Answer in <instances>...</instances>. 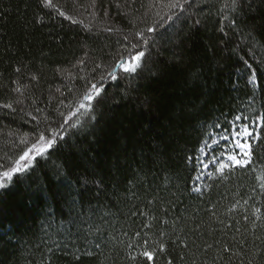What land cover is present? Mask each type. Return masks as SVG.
I'll return each instance as SVG.
<instances>
[{
    "label": "trees",
    "instance_id": "16d2710c",
    "mask_svg": "<svg viewBox=\"0 0 264 264\" xmlns=\"http://www.w3.org/2000/svg\"><path fill=\"white\" fill-rule=\"evenodd\" d=\"M53 3L64 16L0 0V158L62 123L133 43L143 68L105 79L100 103L0 190V264H264V140L224 175L187 160L210 126L264 113V0H191L155 33L158 0Z\"/></svg>",
    "mask_w": 264,
    "mask_h": 264
},
{
    "label": "snow or ice",
    "instance_id": "6c2138e0",
    "mask_svg": "<svg viewBox=\"0 0 264 264\" xmlns=\"http://www.w3.org/2000/svg\"><path fill=\"white\" fill-rule=\"evenodd\" d=\"M40 2L47 8L57 9L60 16H64V12L59 11L57 5L53 3V0H40ZM158 3L163 4L168 9L166 16H161V21L157 26L149 27L148 32L155 33L157 27H164L167 21H174L184 19L179 13L187 12L188 8L192 6L191 0H158ZM233 10L238 4V0H231ZM187 6V7H186ZM225 7H228V3H225ZM175 10V11H174ZM159 15V13H157ZM224 19H228L227 16ZM198 24L199 21H196ZM234 21H229V24H233ZM167 31V29H165ZM221 31H224L222 28ZM138 36H142V33H137ZM163 35V33L161 34ZM127 39V37H125ZM148 40L144 39L143 43L148 44ZM139 46L135 43L131 44L127 49L126 56H120L118 61L107 71L106 76L101 75L100 79L96 83H91L90 87L84 92L82 99L78 101L76 110L70 112L68 116L59 123L57 127L44 129L43 131H36L33 141L29 142L27 138L21 139L20 143L24 145L20 153L15 158L5 157L0 158V190L9 188L14 183V177L19 178L21 174L27 173L34 165V161L38 157L44 158L49 151L56 145L58 140L64 139V133L67 131L65 125L69 128H76L79 125V117L86 115L93 110V101L96 104L100 103L103 99L102 93L105 92L103 81L110 79L117 81L125 79L123 74L137 73L138 69L143 68V58L145 57L144 51H137ZM247 64V62H246ZM248 68H251L250 64H247ZM119 70V75H118ZM248 82L255 86L256 73L252 72L249 76ZM3 107L11 108V104H5ZM60 115H64L61 113ZM76 117L75 120H72ZM95 118L94 116L92 117ZM35 119V118H34ZM69 121H72L69 123ZM213 129H219V131L207 132L206 139L203 141L202 146L198 149L200 155L188 156L187 160L195 166L201 167V169H209L210 165L214 171H209V176L215 174L224 175L226 170L232 171L237 167L245 168L252 163L253 159V146L254 144L264 140V113L249 117L247 115L237 114L231 120L225 117L224 123L217 122L210 126ZM203 157V158H202ZM198 181L200 176H196ZM261 180L260 188L264 190V176L258 177ZM193 191L199 192V187L193 189ZM254 215L256 219H260V209L256 208ZM247 219V217H245ZM139 235V233H137ZM99 247V244L96 245ZM211 247V245H209ZM228 251L227 248L224 249ZM159 251H164L163 245L160 246ZM91 254V253H89ZM141 255L149 262H154L155 253L152 251H143ZM135 259V257H133ZM171 264V261H169Z\"/></svg>",
    "mask_w": 264,
    "mask_h": 264
},
{
    "label": "rangeland",
    "instance_id": "374dc122",
    "mask_svg": "<svg viewBox=\"0 0 264 264\" xmlns=\"http://www.w3.org/2000/svg\"><path fill=\"white\" fill-rule=\"evenodd\" d=\"M210 167H211V165H210ZM210 167H209V169H210ZM209 169H204L203 172L206 174L207 170H209Z\"/></svg>",
    "mask_w": 264,
    "mask_h": 264
}]
</instances>
